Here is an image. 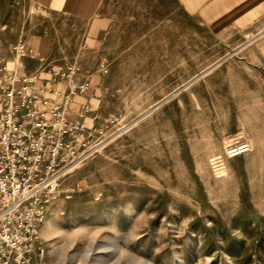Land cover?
Wrapping results in <instances>:
<instances>
[{"label":"rangeland","instance_id":"obj_1","mask_svg":"<svg viewBox=\"0 0 264 264\" xmlns=\"http://www.w3.org/2000/svg\"><path fill=\"white\" fill-rule=\"evenodd\" d=\"M17 41L46 82H90L35 264H264V0H0Z\"/></svg>","mask_w":264,"mask_h":264},{"label":"built area","instance_id":"obj_2","mask_svg":"<svg viewBox=\"0 0 264 264\" xmlns=\"http://www.w3.org/2000/svg\"><path fill=\"white\" fill-rule=\"evenodd\" d=\"M34 58L22 41L10 54H0V264H35L42 251L39 227L69 171V157L78 142L86 146L90 137L89 105L77 116L70 111L73 98L87 92L90 82L74 80L76 66L68 73L54 71L69 78L63 91L57 79L46 82L38 69L33 71L28 61ZM252 148L248 139L230 141L224 156L213 159L217 174L224 159Z\"/></svg>","mask_w":264,"mask_h":264},{"label":"crops","instance_id":"obj_3","mask_svg":"<svg viewBox=\"0 0 264 264\" xmlns=\"http://www.w3.org/2000/svg\"><path fill=\"white\" fill-rule=\"evenodd\" d=\"M260 38H261V37H260ZM254 50H255L256 53H258V54H260L261 56H263V51H262V48H261V41L259 42L258 39H256V42H255V45H254ZM28 63H29V61H28ZM81 101H82V100H78V105H77V106H79L80 103H82ZM77 106H76V107H77Z\"/></svg>","mask_w":264,"mask_h":264},{"label":"bare ground","instance_id":"obj_4","mask_svg":"<svg viewBox=\"0 0 264 264\" xmlns=\"http://www.w3.org/2000/svg\"><path fill=\"white\" fill-rule=\"evenodd\" d=\"M79 164H80V163H79ZM79 164H77V165H79ZM77 165H76V166H77ZM72 169H73V168H72ZM72 169H70L69 171L71 172ZM221 171H222L221 176L226 174V166H225V165L223 166V169H222ZM48 222H49V221H48ZM48 222H47V223H48ZM43 227H45V226H43ZM39 228H40V230H41L42 226L40 225ZM43 230H44V229H43ZM41 232H42V231H41ZM94 264H97V263H94Z\"/></svg>","mask_w":264,"mask_h":264}]
</instances>
